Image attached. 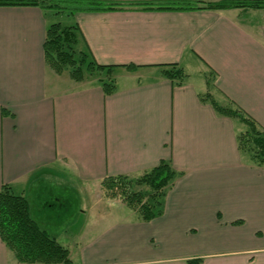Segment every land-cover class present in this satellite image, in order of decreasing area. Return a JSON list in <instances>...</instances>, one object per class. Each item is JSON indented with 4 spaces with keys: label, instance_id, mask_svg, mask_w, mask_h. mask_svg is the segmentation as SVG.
Listing matches in <instances>:
<instances>
[{
    "label": "crops",
    "instance_id": "crops-1",
    "mask_svg": "<svg viewBox=\"0 0 264 264\" xmlns=\"http://www.w3.org/2000/svg\"><path fill=\"white\" fill-rule=\"evenodd\" d=\"M262 13L77 11V49L115 66L106 93L95 75L76 81L48 65L52 11L0 5V188L10 184L41 228L70 239L71 264H264V167L239 150L245 124L202 100L210 92L264 128ZM168 63L187 73L183 83L164 75ZM161 160L179 172L162 213L144 220L130 206L115 216L96 205L86 218L80 186ZM0 264H26L1 237Z\"/></svg>",
    "mask_w": 264,
    "mask_h": 264
},
{
    "label": "trees",
    "instance_id": "trees-1",
    "mask_svg": "<svg viewBox=\"0 0 264 264\" xmlns=\"http://www.w3.org/2000/svg\"><path fill=\"white\" fill-rule=\"evenodd\" d=\"M0 5H35L43 9H57L75 14L77 11L97 10H197V9H263L264 0H0ZM79 36L77 24L51 23L44 43L46 60L57 73L68 71L71 78L83 81L91 75H98L106 93L115 88L111 73L114 65L96 62L89 52L77 49ZM132 67V66H128ZM164 75L181 84L187 73L177 63L163 64ZM106 74V75H105ZM214 108L224 115L238 117L245 129L238 133L239 150L247 154L250 162L264 167V128L255 119L236 107L219 104L209 93ZM179 174L167 160L137 177L114 175L102 182L108 186L109 196L121 195L126 204L136 210L139 217L149 220L163 211V196ZM120 186L123 190H114ZM145 187V188H144ZM0 237L16 259L26 264H71L70 250L33 219L28 199L17 194L8 183L0 188ZM191 259L189 264L199 261Z\"/></svg>",
    "mask_w": 264,
    "mask_h": 264
},
{
    "label": "rangeland",
    "instance_id": "rangeland-1",
    "mask_svg": "<svg viewBox=\"0 0 264 264\" xmlns=\"http://www.w3.org/2000/svg\"><path fill=\"white\" fill-rule=\"evenodd\" d=\"M254 10H261L264 13L263 9H254ZM49 11H52L51 16H52L53 21H60L62 25H69V24L74 23V18H73L74 14H69L67 13L68 11L62 12V11H58L57 9H52V10L49 9ZM58 74H68V71H64L63 73H58ZM111 75L112 77H114L113 73H111ZM95 77H98V75H95ZM59 189L69 190L70 188L68 189V187L64 185V188H59ZM78 189L85 190V200H86L85 205L88 211V214L86 217L87 219H90V217L92 219L95 213L94 208L96 205L100 207H102V205L103 206H108V205L113 206L110 208L111 209L110 212L114 214L115 216L117 214L122 215V214H127L131 212L130 207L125 204L126 202L122 198L121 195H117V197L109 196V190H112V189H109L108 186H105L103 182L96 184V185L89 184V185H86L85 187L80 186ZM114 190H118L117 192L119 193L120 190H123V188H121L118 185L117 187L114 188ZM80 205H81V200H80ZM89 208H91V210ZM60 241L65 245L70 244L69 238H62ZM71 245L74 246V244H71Z\"/></svg>",
    "mask_w": 264,
    "mask_h": 264
}]
</instances>
